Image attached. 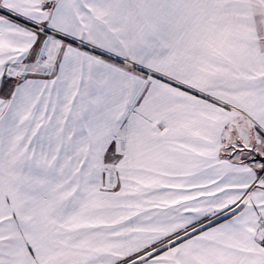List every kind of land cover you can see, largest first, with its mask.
<instances>
[{
  "label": "snow or ice",
  "instance_id": "1",
  "mask_svg": "<svg viewBox=\"0 0 264 264\" xmlns=\"http://www.w3.org/2000/svg\"><path fill=\"white\" fill-rule=\"evenodd\" d=\"M0 264H264V0H0Z\"/></svg>",
  "mask_w": 264,
  "mask_h": 264
}]
</instances>
